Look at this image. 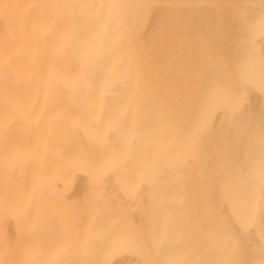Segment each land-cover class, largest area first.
Segmentation results:
<instances>
[{
    "label": "bare ground",
    "instance_id": "obj_1",
    "mask_svg": "<svg viewBox=\"0 0 264 264\" xmlns=\"http://www.w3.org/2000/svg\"><path fill=\"white\" fill-rule=\"evenodd\" d=\"M0 264H264V0H0Z\"/></svg>",
    "mask_w": 264,
    "mask_h": 264
}]
</instances>
